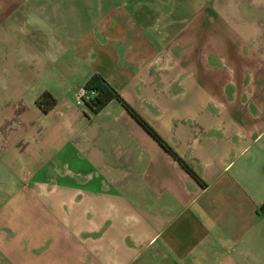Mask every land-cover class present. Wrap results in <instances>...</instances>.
I'll list each match as a JSON object with an SVG mask.
<instances>
[{"label": "crops", "instance_id": "1", "mask_svg": "<svg viewBox=\"0 0 264 264\" xmlns=\"http://www.w3.org/2000/svg\"><path fill=\"white\" fill-rule=\"evenodd\" d=\"M55 6L0 0V264H264V0Z\"/></svg>", "mask_w": 264, "mask_h": 264}, {"label": "trees", "instance_id": "2", "mask_svg": "<svg viewBox=\"0 0 264 264\" xmlns=\"http://www.w3.org/2000/svg\"><path fill=\"white\" fill-rule=\"evenodd\" d=\"M84 91L89 99L85 100V104L89 107L93 114L101 112L110 102L117 100L120 102L130 114L150 133V135L168 152L170 153L182 167L198 182L203 184L201 178L186 164V162L166 143L160 135L150 126L143 117L138 114L116 91V89L100 74L93 75L85 84ZM38 108L44 113L51 111L56 105V99L52 93L45 91L36 100Z\"/></svg>", "mask_w": 264, "mask_h": 264}, {"label": "rangeland", "instance_id": "3", "mask_svg": "<svg viewBox=\"0 0 264 264\" xmlns=\"http://www.w3.org/2000/svg\"><path fill=\"white\" fill-rule=\"evenodd\" d=\"M57 1L62 3L63 6L49 7V9H45V11L43 7V9H41L43 10L42 13L39 7H32V8L29 7L26 8L25 11H29L30 16L35 17L37 19L44 18L45 15H51L56 17H60L61 15H66L70 21L76 18H85V20H87L89 18L96 17V15H98L99 12L102 10L97 7H94L97 3V0H57ZM32 3H36V2H32ZM43 3H45V1Z\"/></svg>", "mask_w": 264, "mask_h": 264}, {"label": "built area", "instance_id": "4", "mask_svg": "<svg viewBox=\"0 0 264 264\" xmlns=\"http://www.w3.org/2000/svg\"><path fill=\"white\" fill-rule=\"evenodd\" d=\"M84 99H85V100H88L89 97H88V95L86 94V92H85L84 90H82L81 93H80V97H79V102H78V103H79V104L85 103Z\"/></svg>", "mask_w": 264, "mask_h": 264}]
</instances>
